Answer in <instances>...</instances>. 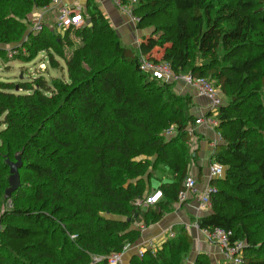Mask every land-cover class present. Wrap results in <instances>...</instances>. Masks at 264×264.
Wrapping results in <instances>:
<instances>
[{
	"label": "trees",
	"instance_id": "1",
	"mask_svg": "<svg viewBox=\"0 0 264 264\" xmlns=\"http://www.w3.org/2000/svg\"><path fill=\"white\" fill-rule=\"evenodd\" d=\"M53 1L0 0V58L10 47L14 60L47 53L56 66L57 55L69 78L0 81V264H108L141 240V227L174 211L197 159L188 145L195 104L142 72L140 55L221 90L222 142L212 158L225 175L211 181L212 207L197 223L232 231L247 244L243 264H264V0H139L135 15L176 13L170 31L138 49L123 44L94 0L80 13L89 25L36 31L31 15ZM172 126L177 134L167 137ZM17 153L21 186L7 199L6 160ZM156 191L161 199L145 205ZM173 230L129 264H185L193 237L184 225ZM194 264L212 260L201 253Z\"/></svg>",
	"mask_w": 264,
	"mask_h": 264
},
{
	"label": "built area",
	"instance_id": "2",
	"mask_svg": "<svg viewBox=\"0 0 264 264\" xmlns=\"http://www.w3.org/2000/svg\"><path fill=\"white\" fill-rule=\"evenodd\" d=\"M116 6L121 9L124 13L130 16L131 20L135 24L140 23V19L134 14V10L139 4V0H113ZM46 13L52 10L59 12V18L57 21V28L61 31L66 30L71 25L80 26L78 24L79 17L74 18V14L79 13L78 9H73L67 6H63L61 0H54L51 5L44 9ZM73 17V18H72ZM81 24V23H80ZM43 25L39 24L36 26V31H41ZM139 65L142 72L146 73L153 80H159L169 84H183L186 87L192 89L197 96L205 98L210 101V114L203 118H198L196 125H206L215 131L216 139L212 143V147L215 151L216 147L221 143L222 136L217 131L219 121L217 114L219 109L224 105L221 90L216 87L210 80L195 77L191 73L180 74L176 73L172 65L168 62L160 61L156 62L150 60L146 56H139ZM190 131L194 133V129L190 128ZM177 134L175 126L168 128L165 132L167 137H173ZM194 134L192 135L193 138ZM188 145L191 147L194 145V141L191 139L188 141ZM214 153V152H213ZM225 175V167L213 160H210L208 165V179L209 183L206 185L203 191L198 188V180L192 175H188L184 182L183 190L179 193V205L187 203L192 198H197L199 208L204 212L211 210V198L215 192V188L211 185V181L223 179ZM162 197L160 191L149 195L146 198L145 205L156 204ZM199 232L204 237L205 241L214 246H218L222 252L223 259L226 263L232 264H243L244 263V249L246 242L243 240L234 239V233L224 228H200L198 223L194 224ZM142 232L144 228L141 227ZM169 238L175 237V233L170 230L168 235ZM130 245H126L122 252L112 253L108 257V264H123V256L129 251ZM147 249L145 247L138 248V255L143 257Z\"/></svg>",
	"mask_w": 264,
	"mask_h": 264
},
{
	"label": "crops",
	"instance_id": "3",
	"mask_svg": "<svg viewBox=\"0 0 264 264\" xmlns=\"http://www.w3.org/2000/svg\"><path fill=\"white\" fill-rule=\"evenodd\" d=\"M94 1L99 6L106 19L109 20L112 28L116 31L125 46L138 49L148 38L149 31L146 29H140L137 24L133 23L130 16L119 9L113 0ZM87 2L88 0H61L63 6L78 9L82 12H85ZM45 13V10H36L31 15L30 19ZM48 14L55 19L58 12L52 10ZM45 25L50 27V24ZM175 89L179 94L188 92L192 95L195 104L192 112L197 119L210 114L211 103L209 100L197 96L192 89L183 84L176 85ZM215 139L216 134L212 128L206 125H197L195 127V133L192 140L195 145H198V152L196 153L197 159L190 168L189 175L197 178L200 191H203L209 183L208 165L214 152L212 143ZM199 140L200 142L198 143ZM205 159L207 160L204 162ZM197 200V198H192L183 205L177 204L174 211L168 214L160 223L149 228H144L141 240L131 246V249H129V251L123 256V264H129L133 256H139L138 248L145 247L147 250H156L159 248L169 238L167 236L169 231L172 230L174 232V227L178 225L186 226L194 240L191 256L185 264H194L197 256L201 253L209 255L212 264H224L225 261L220 248L208 244L199 230L194 227V224L197 223L199 218L208 215V212H204L199 208Z\"/></svg>",
	"mask_w": 264,
	"mask_h": 264
},
{
	"label": "rangeland",
	"instance_id": "4",
	"mask_svg": "<svg viewBox=\"0 0 264 264\" xmlns=\"http://www.w3.org/2000/svg\"><path fill=\"white\" fill-rule=\"evenodd\" d=\"M81 12L82 11H79V13H77L75 16L76 17L80 16ZM153 13L154 14H150V16H148L147 14L146 16L145 14L140 16L136 15L140 19V23H141L140 26L138 24V27H140V29H146L147 31H149L148 37H150L151 34L154 35L153 37H160L161 35L170 31L175 25L176 11L173 8V6H166V8L155 10V12ZM58 18H59V12L55 19L53 16H50V14L48 13L40 14L39 16L31 18V20L33 21L32 26L35 29L36 26L39 24L43 25V27L46 26L45 24H50L51 29H55ZM79 18L80 19L78 24L80 26L74 25L76 29L86 25L85 17L81 16ZM58 32L60 34L64 33V31H58ZM71 38L77 43L80 42V39L77 38L74 33H72ZM9 49L10 47L7 48L8 50L7 55L0 58V81H5V82L11 81L17 84L21 81L32 82L34 79L38 78L39 76H43L48 81L49 84H51L52 80L55 78H61L65 81H69L66 62L60 59L57 55L55 56V58L58 60V65L53 66L49 61V57H48L49 54L47 53H40L35 59L32 60L30 58L24 60H14V56L11 52L9 53ZM72 51L73 49L67 50V53L71 54ZM186 94L189 93L184 92L183 95ZM222 98L223 101L225 102L223 96ZM0 130H3V127L0 126ZM199 142L200 140L198 141V143ZM197 146L198 145L194 144L192 146V150L193 151L198 150ZM206 160L207 159H205L204 162ZM154 186H156V183L154 184ZM128 245H130V248L131 246H133L132 244H128ZM224 264H226V262Z\"/></svg>",
	"mask_w": 264,
	"mask_h": 264
},
{
	"label": "water",
	"instance_id": "5",
	"mask_svg": "<svg viewBox=\"0 0 264 264\" xmlns=\"http://www.w3.org/2000/svg\"><path fill=\"white\" fill-rule=\"evenodd\" d=\"M90 22L91 20L87 19L86 24L89 25ZM6 163L10 168V177L9 187L6 190L5 198L9 199L21 186L20 169L23 166V162L20 153L16 154L15 161L7 159Z\"/></svg>",
	"mask_w": 264,
	"mask_h": 264
}]
</instances>
